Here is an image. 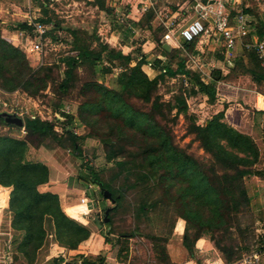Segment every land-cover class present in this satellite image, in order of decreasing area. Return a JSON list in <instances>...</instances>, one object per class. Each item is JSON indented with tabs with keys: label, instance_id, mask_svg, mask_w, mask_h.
Returning <instances> with one entry per match:
<instances>
[{
	"label": "rangeland",
	"instance_id": "obj_1",
	"mask_svg": "<svg viewBox=\"0 0 264 264\" xmlns=\"http://www.w3.org/2000/svg\"><path fill=\"white\" fill-rule=\"evenodd\" d=\"M105 1L108 11L101 10L95 0H0V35L13 45L15 43L26 54L33 70L46 69L51 76L47 90L37 98L21 91L9 94L0 89V114L19 118L24 125L28 118L38 117L53 123L58 135H64L69 127L66 126L68 117H77L83 101L80 97L81 87L88 82H98L112 88L123 69L121 62H110L104 54L103 66L108 67L110 72L103 75L101 69L93 72L87 67L75 68L74 81L67 91H63L61 85L66 78L68 64L77 55L75 44H85L96 50H100L101 45H108L132 56L134 61L131 66L146 56L147 65L142 69L150 79L158 80L156 95L163 103L162 113L156 114L158 121L171 132L173 142L179 148L196 158L206 159L208 155L195 137L189 134V127L193 120L198 125H206L215 116V111L210 108L211 103L206 95L193 93L199 90L198 83L210 84L211 80L218 77L216 71L223 68L226 76L222 74L220 82L232 81L241 91L264 96V79L259 82L255 80L258 75L264 76V72L251 60L246 48L255 34L253 28L250 37L237 41L234 51L229 54L220 34H214L210 29L198 39L193 49H186L177 30L197 15L193 0H156L150 11L151 22L146 21L148 12H143L140 0ZM224 3L232 12L230 1L225 0ZM133 5L138 7V12L134 14L131 11ZM240 9L247 15L252 27H264V0H241ZM232 15L235 13L232 12ZM41 19L48 21V24L41 42L42 51L37 53L32 51L34 44H38L35 31L31 34L21 32L16 30V26L18 23L34 26L40 24ZM10 34L15 36L14 40H10ZM166 34L173 36L172 39L166 40ZM155 39L158 43L153 42ZM165 45L169 46V50L164 48ZM162 48L169 53L167 57L163 56ZM158 59L164 61L161 67L166 68L165 71L160 72V66L155 69L154 64ZM249 70L257 75H251ZM220 82L215 86L217 94ZM234 99L243 104L240 94ZM129 100L140 110L148 113L153 111L151 105L133 98ZM182 101L186 102V113L181 111ZM229 101L224 104V110L233 109L238 104L233 97ZM251 112L255 111L252 109ZM111 125L104 123L98 129H101L100 133L107 134ZM73 130L80 137V151H73L65 142L59 144L48 141L44 147L31 148L27 160L45 163L57 183L66 185L60 194L63 209L65 203L81 205L84 196L89 198V212L82 207L77 217L79 221H86V215L92 232L96 231L102 237L99 231L104 230L111 238L126 235L117 246L110 245L104 237L101 248L92 250L95 244H88L90 247L82 252L86 257L95 259L103 256L107 264H245L246 260L248 264H264V148L261 149L259 138L256 137L260 161L255 168L259 174L244 180L250 197L249 207L246 213L240 214L235 225L216 235V240L225 251H220L210 237H203L210 245L209 250L201 253L195 246L193 254H190L183 245L185 221L177 219L175 227L171 228L173 210L167 214L166 222L165 218H161L160 209L139 217L138 211L144 200L151 202L159 196L152 194V182L148 186L140 184L137 189L127 192L117 211L110 214L112 225L102 223V229L96 227L94 218L98 216L103 220L105 211L115 204L103 197L98 187L88 183L86 177L90 176H87V167H92L97 179L103 184L113 181L116 190L128 181L123 180L125 174L116 178L119 171L117 160L108 161V148L102 138H93V128L80 124ZM0 133L16 138L25 137L24 126L3 125ZM134 182V178L130 180L131 184ZM10 223L8 210L1 211L0 264H27V260L16 249L22 235L13 232ZM59 257L70 259L73 256L70 257L68 251L63 252L49 241L39 252L34 264H50ZM255 257H259L258 260Z\"/></svg>",
	"mask_w": 264,
	"mask_h": 264
},
{
	"label": "trees",
	"instance_id": "obj_2",
	"mask_svg": "<svg viewBox=\"0 0 264 264\" xmlns=\"http://www.w3.org/2000/svg\"><path fill=\"white\" fill-rule=\"evenodd\" d=\"M95 1L101 10H109L105 0ZM151 10L144 17L148 22L152 21ZM39 23L47 25L48 21L41 19ZM252 26L258 39L264 40V27ZM16 30L31 34L34 26L18 23ZM197 41L183 40V45L186 49H193ZM153 42L158 43V40ZM80 44H75L77 55L68 64L61 89L67 91L74 81L75 68L87 67L93 72L101 69L103 75L110 72L108 67L103 66L104 54L110 62L119 61L123 66L122 73L114 80V87H106L98 82L85 83L80 90L83 101L78 115L76 118L68 117L66 126L69 127L62 136L55 131L53 123L38 117L28 118L25 125L23 123L24 138L0 133V186L11 190L7 210L11 216L12 231L22 235L16 248L18 252L27 260V264H34L49 241L66 251H74L92 235L89 227L67 216L58 194L40 191L51 179L50 168L45 163L27 160L31 148L44 147L48 141L65 142L73 151H80V137L73 130L80 124L95 130L93 138L103 139L108 148V161L117 160L119 171L116 178L125 174L123 180L128 181L116 190L113 181L105 185L97 179L91 166L86 169L87 176H90L86 177L88 183L98 187L103 197L108 192L114 201L115 206L109 208L107 226L112 225L110 214L117 211L127 192L137 189L140 184L148 186L152 182V194L159 196L151 202L144 200L138 211L139 217L160 209L161 218H165L166 222L167 214L173 210L174 215H170L171 228L175 227L177 219L185 221L183 245L190 254L203 237H210L220 251H225L216 240V235L235 225L240 214L246 213L249 207L250 197L244 180L259 174L255 169L260 161L256 142L223 122V111L206 125H198L193 120L189 127V134L201 144L208 157L199 159L187 153L173 142L171 132L156 117V114L162 113L163 103L156 95L158 80L150 79L142 69L147 65L146 56L131 66L134 59L121 50L108 45H101V49L96 50ZM162 51L164 57L169 55L164 48ZM247 51L251 60L264 72L258 54L252 49ZM163 62L158 59L154 64L155 69L160 66L159 71H165L166 68L161 67ZM216 72L218 77L210 84L198 83L199 90L193 95L202 93L213 104L217 98L215 86L222 79L221 70ZM249 73L257 75L254 71L249 70ZM261 79H264L263 75L255 77L257 82ZM50 80L48 70H33L26 54L0 35V89L3 92L11 94L21 91L37 98L47 90ZM130 98L151 105L153 111L148 113L136 108ZM180 105L181 111L186 113V102L182 101ZM10 118L4 113L0 114V129L3 125L21 128L10 122ZM104 123L112 124L107 134L100 133L101 129H98ZM133 178L135 182L131 184ZM100 233L112 246L119 245L126 237L111 238L104 230ZM50 264L107 263L103 256L95 259L79 256L71 260L54 258Z\"/></svg>",
	"mask_w": 264,
	"mask_h": 264
},
{
	"label": "crops",
	"instance_id": "obj_3",
	"mask_svg": "<svg viewBox=\"0 0 264 264\" xmlns=\"http://www.w3.org/2000/svg\"><path fill=\"white\" fill-rule=\"evenodd\" d=\"M193 1H194L195 5L199 1L203 2L204 4L206 3V0H193ZM123 2H128V1L123 0ZM140 2L142 4L143 0H140ZM132 7H133L131 10L132 14H134L135 11L138 12L137 6L133 5ZM129 16L133 20L138 21V19H136L135 17H132L133 15H129ZM209 29L211 30L210 27H209ZM9 36H10V40H12V39L14 40L15 36L13 37L12 34H10ZM172 37H170V40L172 39ZM148 43L151 44V42H148ZM14 46H15V43H14ZM205 66H207V65H204L203 67H205ZM219 70H221L222 74H224V76H226V73L223 71L225 69L220 68ZM225 88H226V90H225ZM218 90H219V93L217 94V98H216L215 102L213 104H211V106H210V108H212L213 111H215L214 112L215 115L224 111L225 112V119H226L225 122H227L230 126L235 128L239 132L252 137L253 140L256 142V144L259 143L258 139H257V138H259V140L261 142V149H263L264 148V142L262 143V139L264 137V96L261 94H254V92L253 93H247L246 92L247 90L241 91L240 89H238L235 82H232V81L220 82L219 86H218ZM239 94L242 97L243 104L240 101L239 102L236 101L237 99H234L235 96H237V95L239 96ZM232 97H233V100H235L236 103H238V104H236V107L233 109L228 108L227 110H224V104L229 103L230 102L229 100H231ZM261 99H262V105L263 106H260V100ZM257 103L260 106V109L257 107ZM248 108H251V110L253 109L255 112L252 113L251 110ZM65 188H66V185L61 183V182L57 183L56 177L54 176V174H51V179H50L49 183L47 185L41 187L40 191L41 192H51L54 194H58L61 197L60 194L62 192H64ZM10 191H11L10 189L3 188L0 186V212L5 211L8 208ZM82 207H85L86 208L85 210H88L87 212H89V208L86 206L71 205V204H66V203H65V208L63 210L67 214V216H69L70 218H72V219L82 223L83 225L89 227L90 223L87 220L86 215H85L86 221H79L78 220L77 214H78V212H80V210H83ZM96 233H97L96 231L92 232V234L95 236L94 239L93 240L89 239L88 241L83 243L78 248L79 250L77 249L74 251H68L69 256L70 257L73 256L72 258H70L68 260H71L73 258H77L79 256H85L82 252H86L85 250H87V248L90 247V246L88 247V244H92V243L95 244V245H93V248H91L92 250H94V249L96 250L97 248H101L104 244V241H103V238L100 237V235H98ZM196 247L201 253H203V252L209 250L210 245L206 240L200 239L196 243ZM61 250L63 252H66V250L63 248H61ZM92 253H93V251H92Z\"/></svg>",
	"mask_w": 264,
	"mask_h": 264
},
{
	"label": "built area",
	"instance_id": "obj_4",
	"mask_svg": "<svg viewBox=\"0 0 264 264\" xmlns=\"http://www.w3.org/2000/svg\"><path fill=\"white\" fill-rule=\"evenodd\" d=\"M156 0H143V12H148L153 8ZM225 0H206V3L198 2L196 4L197 15L184 26L177 30V35L186 42H193L200 39L207 33V29L211 28L214 34H220L224 40L226 52L232 53L239 40L250 37L251 22L247 15L240 9L241 0H229L232 4V15L224 3ZM228 1V0H226ZM47 27L43 24L34 25L35 35L38 39V44H34L32 51L40 53L42 51V39L46 34ZM171 35L166 34V40H170ZM250 43L246 44L247 49L254 50L261 59L264 67V40H259L254 34ZM257 107L260 106L257 103ZM89 198L84 196L81 199V205L88 207ZM92 234L89 239L93 240ZM259 257H255L258 260ZM248 264V260L244 261Z\"/></svg>",
	"mask_w": 264,
	"mask_h": 264
},
{
	"label": "water",
	"instance_id": "obj_5",
	"mask_svg": "<svg viewBox=\"0 0 264 264\" xmlns=\"http://www.w3.org/2000/svg\"><path fill=\"white\" fill-rule=\"evenodd\" d=\"M164 48L166 50H168L169 49V46L168 45H165ZM9 121L18 124L20 127L23 126V121L21 119H19V118H10ZM104 197L107 198V199H109V200H111L112 203H114V201L111 198V195L108 192H105ZM109 213H110V209H107L105 211V217L103 218V220H101L100 217H98V216H96L94 218V223H95L96 227H98V229H102L103 228L102 223L107 224L109 222V220H110L109 219Z\"/></svg>",
	"mask_w": 264,
	"mask_h": 264
},
{
	"label": "bare ground",
	"instance_id": "obj_6",
	"mask_svg": "<svg viewBox=\"0 0 264 264\" xmlns=\"http://www.w3.org/2000/svg\"><path fill=\"white\" fill-rule=\"evenodd\" d=\"M260 106H263V105H262V99L260 100Z\"/></svg>",
	"mask_w": 264,
	"mask_h": 264
}]
</instances>
